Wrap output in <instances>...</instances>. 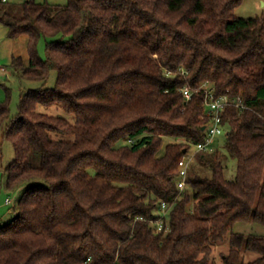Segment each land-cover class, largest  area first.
Listing matches in <instances>:
<instances>
[{
	"label": "trees",
	"instance_id": "16d2710c",
	"mask_svg": "<svg viewBox=\"0 0 264 264\" xmlns=\"http://www.w3.org/2000/svg\"><path fill=\"white\" fill-rule=\"evenodd\" d=\"M242 2L29 0L18 17L0 0L8 37H28L13 66L40 84L16 115L0 104L5 187L29 183L0 225V264H214L237 223L264 226V16L237 18ZM204 85L233 101L226 153H197L211 175L193 160L181 192L179 163L206 141ZM223 264H264V237L231 233Z\"/></svg>",
	"mask_w": 264,
	"mask_h": 264
},
{
	"label": "rangeland",
	"instance_id": "374dc122",
	"mask_svg": "<svg viewBox=\"0 0 264 264\" xmlns=\"http://www.w3.org/2000/svg\"><path fill=\"white\" fill-rule=\"evenodd\" d=\"M29 0H7L8 7L13 15L20 17L22 14L21 5ZM37 3H43L45 0H35ZM48 3L56 6H66L69 0H46ZM235 16L237 18H256L264 16V0H243L242 4L235 10ZM52 39H41L38 44V52L41 58H46V43L47 41H53ZM28 37L26 35L20 36L16 39H10L8 37V30L0 24V68H4L6 72L0 70V104H7L12 115H16L18 110V104L21 92L36 89L40 86L39 83L24 80L19 77V73L13 66L14 57H20L25 65H28V52H27ZM54 80L52 79L48 87H53ZM169 141H172L168 139ZM168 140L164 144L161 154L165 150V146ZM225 138H220L217 148L221 153H226L224 148ZM174 141V140H173ZM4 161L7 163L14 157V151L11 143L5 142L3 144ZM195 145L190 148V153H196ZM194 159L192 168L195 172L199 173L203 177L211 175V170L201 164L200 160ZM226 166V178L233 179L236 175V160L229 157L224 161ZM6 177L0 172V225H4L14 217L17 202L22 195L23 191L29 186V183H24L14 190H8L5 187ZM11 201L10 205L6 204V200ZM242 233L245 235H256L264 237V226L257 223L240 222L237 223L232 231L225 237L223 242L218 243L211 255V262L214 264H223V256L228 254L230 250V234ZM255 258V254L248 253L245 255V259L252 260Z\"/></svg>",
	"mask_w": 264,
	"mask_h": 264
},
{
	"label": "built area",
	"instance_id": "2783aa9c",
	"mask_svg": "<svg viewBox=\"0 0 264 264\" xmlns=\"http://www.w3.org/2000/svg\"><path fill=\"white\" fill-rule=\"evenodd\" d=\"M2 72H6L4 68H0ZM205 89V107L207 116L210 118L208 125L205 127V139L203 143L195 145L196 153H189L187 157L182 159L179 163L180 176L178 181V189L182 192L186 187V180L191 164L193 163L194 156L197 153H212L215 151L220 138H225L227 135V126L222 122V115L224 114L226 107L233 103L227 96H215L213 89H208L206 85L203 86ZM186 100H189L192 96V92L188 87L181 89ZM131 142V141H130ZM132 143V142H131ZM6 204H11L9 199L6 200ZM166 206H162V217L154 222L157 227V231H162L164 227V217L166 212Z\"/></svg>",
	"mask_w": 264,
	"mask_h": 264
},
{
	"label": "water",
	"instance_id": "95a60500",
	"mask_svg": "<svg viewBox=\"0 0 264 264\" xmlns=\"http://www.w3.org/2000/svg\"><path fill=\"white\" fill-rule=\"evenodd\" d=\"M203 131H205V127L203 128Z\"/></svg>",
	"mask_w": 264,
	"mask_h": 264
}]
</instances>
